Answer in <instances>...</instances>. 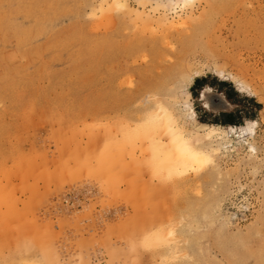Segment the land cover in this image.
<instances>
[{"label": "rangeland", "instance_id": "374dc122", "mask_svg": "<svg viewBox=\"0 0 264 264\" xmlns=\"http://www.w3.org/2000/svg\"><path fill=\"white\" fill-rule=\"evenodd\" d=\"M107 1L0 0V264H264V0ZM160 104L206 163L156 158Z\"/></svg>", "mask_w": 264, "mask_h": 264}, {"label": "bare ground", "instance_id": "6f19581e", "mask_svg": "<svg viewBox=\"0 0 264 264\" xmlns=\"http://www.w3.org/2000/svg\"><path fill=\"white\" fill-rule=\"evenodd\" d=\"M104 1H107V0H104ZM123 1L122 0H110V3L103 2L106 5L103 4L102 7H101V9L104 10V11L105 10L106 11L107 10L108 11H111V9H112L111 7L112 6H118V5L119 6H125V5H127V4H124ZM139 1L145 7H149V8L151 7L150 10L154 9L153 12H155V10H159V9H161V7H164L165 6V8H167L169 12H172L174 14L175 13L178 14V12L179 13H180V11L182 12V10H184L185 8H188V6L191 5V4H193L196 0H139ZM162 9H164V8H162ZM189 94H190V92H189ZM202 102H203L204 107H206L208 109H218L219 110V109L226 108V106L228 105V102L222 96H220L218 93H213V90H212L211 87H205L202 90ZM186 106H188V109L190 110L189 111L190 112L189 115H191V118L192 119H195V115H196L195 111L196 110H194L193 107L190 106L189 104H186ZM157 110L159 111L160 114H158L157 112H154L152 110L153 112L148 113V115H146L147 117L145 116L143 118V120L137 124L140 128L145 126L144 127L145 129L142 128L143 131L141 130L143 133H146L145 131L147 130V128H149V127H152L153 128V126H154L153 129L154 130L157 129V131H154V132L157 134L159 132L158 129L160 127L162 128V126H163V128L165 130V136H166V139L167 140L164 143H162L160 141L161 144H159V145L156 144L158 147L156 145H153V147H152L153 150H158V149H160L162 147V152L161 153H163V154L160 153L161 156L168 154L167 152H169V151L174 152V150H175L176 153H177V156L179 157L178 160L180 159L179 160L180 161L179 162L180 163L179 164L180 166H182L184 164L187 165V164H194V163H199V162L206 163L207 160H209L208 157L210 158V155H209V152L207 153V152H204L203 150H201V145L200 144L202 142L200 140L205 139V138L208 140L209 138H215V137L220 136V135H221V137H223L222 134H219L218 133L219 132L218 131L219 129L217 130L216 128H210L207 131L204 130L206 132L205 133H199L197 137H196V135L194 133L195 137H193V138L190 137L191 139H189L186 136H184V134H182V132H181L182 130L180 129L179 125H177V123L175 122V120L172 118L173 117L172 114L170 113V111L165 106H163V105L160 104L159 106H157ZM159 115H161V116H159ZM139 118H140V116H139ZM256 122L257 121H255V120L250 121L249 122V126L244 127V128L242 127L243 134H251L252 131H253V126L251 124H254ZM204 126L206 127L208 125H204ZM209 127H210V125H209ZM149 129H150V131H148V132L151 134V132H153L152 131L153 129L152 130H151V128H149ZM156 134H154L153 136H155ZM158 135L159 134H157V136ZM153 136H151V137H153ZM199 136H202V138H198ZM152 139L153 138H151V141H152ZM154 140H155V138H154ZM159 140L160 139H158V142H159ZM155 143H156V140H155ZM151 144H152V142H151ZM199 145H200V147H199ZM157 154H158V152H157ZM155 156H157V155H155ZM158 156H159V154H158ZM161 156L156 157V158H158V159H160V160L163 161L164 160V156L163 157H161ZM153 158H154V156L152 157V159ZM166 158H168V157H166ZM160 160H159V162H160ZM167 160L169 161V159H167ZM167 160L165 159L163 161V162H165L164 164L166 166H168L170 164V161L167 164ZM159 162H157L158 164L155 163V164H157L156 165L157 166V169L155 171L153 169V173L154 172L156 173V171L159 172L158 171V168H159L160 171H162L160 169V168H162V165L160 167H158V165L159 164H163V162L162 163H159ZM185 165H184V167H185ZM154 166H151V168L154 167ZM174 166H176V165H174ZM188 166L189 165H187V167ZM168 167L170 168V166H168ZM184 167L182 166L183 169H184ZM174 170H176V169L174 168ZM174 170L173 169H169L170 173L173 172V174H174ZM178 170H179V168H178ZM166 171H165V174H168L169 175V172H166ZM177 172L175 171V174H177ZM160 174H162V172ZM161 176H163V175H161ZM166 177H168V176L166 175ZM169 177L172 178V176H169Z\"/></svg>", "mask_w": 264, "mask_h": 264}, {"label": "trees", "instance_id": "16d2710c", "mask_svg": "<svg viewBox=\"0 0 264 264\" xmlns=\"http://www.w3.org/2000/svg\"><path fill=\"white\" fill-rule=\"evenodd\" d=\"M205 86H209L212 87L214 89H216L219 92H222L225 96V98L228 101H231L232 99V95L234 94V92H236L233 88V86L231 85V83H227L225 81H215V83L213 82H209L207 77H198L194 80L193 85L191 87V93L194 94V90L197 89H201L200 91H202V89ZM224 86L229 87V90L227 91L226 89H223ZM252 100V99H251ZM256 108H260V104L259 103H255ZM220 119L218 121H215L214 123L217 124H229V126H232L231 124H237L238 122V117L232 113V112H220L219 113ZM201 123H206V121L202 120V119H198ZM213 123V122H211Z\"/></svg>", "mask_w": 264, "mask_h": 264}, {"label": "crops", "instance_id": "0c3cea01", "mask_svg": "<svg viewBox=\"0 0 264 264\" xmlns=\"http://www.w3.org/2000/svg\"><path fill=\"white\" fill-rule=\"evenodd\" d=\"M205 87H209V86H205ZM205 87H204V88H205ZM204 88H203V89H204ZM203 106H204V105H203ZM214 110H218V109H214Z\"/></svg>", "mask_w": 264, "mask_h": 264}]
</instances>
